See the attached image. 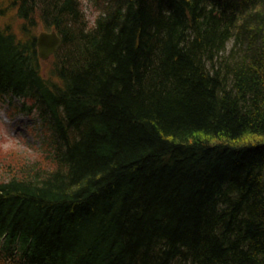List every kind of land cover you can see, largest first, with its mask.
Segmentation results:
<instances>
[{
	"label": "trees",
	"instance_id": "16d2710c",
	"mask_svg": "<svg viewBox=\"0 0 264 264\" xmlns=\"http://www.w3.org/2000/svg\"><path fill=\"white\" fill-rule=\"evenodd\" d=\"M89 2L0 0V264H264V0Z\"/></svg>",
	"mask_w": 264,
	"mask_h": 264
},
{
	"label": "rangeland",
	"instance_id": "374dc122",
	"mask_svg": "<svg viewBox=\"0 0 264 264\" xmlns=\"http://www.w3.org/2000/svg\"><path fill=\"white\" fill-rule=\"evenodd\" d=\"M82 2L86 17L91 20L96 10L90 5L89 0H82ZM40 132L41 126L36 117L20 110L15 111L8 102L0 101V150L25 149L30 152L38 143Z\"/></svg>",
	"mask_w": 264,
	"mask_h": 264
},
{
	"label": "water",
	"instance_id": "95a60500",
	"mask_svg": "<svg viewBox=\"0 0 264 264\" xmlns=\"http://www.w3.org/2000/svg\"><path fill=\"white\" fill-rule=\"evenodd\" d=\"M60 41L61 36L54 29L39 30L35 42L37 46V55L42 60H47V58L56 51Z\"/></svg>",
	"mask_w": 264,
	"mask_h": 264
}]
</instances>
